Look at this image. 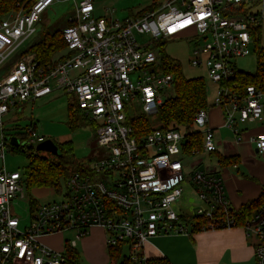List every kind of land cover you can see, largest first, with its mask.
Returning <instances> with one entry per match:
<instances>
[{
  "label": "built area",
  "instance_id": "2783aa9c",
  "mask_svg": "<svg viewBox=\"0 0 264 264\" xmlns=\"http://www.w3.org/2000/svg\"><path fill=\"white\" fill-rule=\"evenodd\" d=\"M55 0H36L26 11L0 18V67L17 47L35 32L34 24ZM264 0H162L160 5L122 20L93 14V0H80L68 18L62 38L67 53L47 69L34 53H24L0 77V132L3 117L32 100L61 89L73 95L79 111L96 122V141L105 155L92 158L87 172L74 171L65 179L60 201L29 202L28 223L13 215L12 200L24 198L23 175L4 164L5 136L0 140V264H67L68 249H75L89 228L105 234L109 264H147L145 242L158 234H190L195 230L240 227L253 236L255 264H264V204L240 217L229 205L218 172L193 165L185 171L180 156L210 153L216 147L207 126V109L194 116L202 128L200 148L185 151L187 132L159 126L136 136L128 124L139 104L140 115L156 113L162 91L172 88L173 76L161 71L153 43L166 38L201 36L193 50L192 66H203L217 85L213 105L222 108L224 122L236 141V122L264 121V89L252 84L233 90L226 79L236 71L234 59L250 54L252 28L260 27L253 5ZM135 33L149 35L140 44ZM135 75V79L131 75ZM20 138L25 146L45 140L30 122ZM264 153V133L252 137ZM12 148L17 147L10 144ZM188 181L204 207L193 216L205 224L185 222L173 205ZM62 190V189H61ZM60 190V192H61ZM73 237L58 251L40 238L65 231ZM119 249L116 258L111 250ZM80 264V262H77Z\"/></svg>",
  "mask_w": 264,
  "mask_h": 264
},
{
  "label": "rangeland",
  "instance_id": "374dc122",
  "mask_svg": "<svg viewBox=\"0 0 264 264\" xmlns=\"http://www.w3.org/2000/svg\"><path fill=\"white\" fill-rule=\"evenodd\" d=\"M80 0H55L39 16L38 21L35 22V32L24 40L15 49L7 60L0 67V77L5 74L11 67L13 62L20 58L29 46L38 41L45 32H52L56 29H63L66 21L70 16L75 13L76 4ZM162 0H93L94 11L93 14L122 20L127 16L130 17L135 13L142 12L152 5H160ZM33 5V4H32ZM31 5V6H32ZM30 6V7H31ZM29 7L27 8V10ZM253 12H259L258 20L260 26V40L259 46L264 47V3L253 5L251 7ZM18 11H26L20 8ZM136 39L140 44L149 40V35L135 33ZM202 42L201 36H188L162 39L161 43L155 41L153 49L156 54L159 50H163L167 55L177 60L180 63L182 73L186 77H203L206 83V93L208 103H213L217 91V85L213 83L207 76L206 70L203 66L194 67L191 65L190 60L193 58L194 48ZM159 43V44H158ZM254 42L250 44V54L246 56L236 57L233 61L237 69L254 73L256 68V54L254 51ZM67 50L63 49L58 52L56 56L66 54ZM158 63L160 60L158 58ZM135 79V75H131ZM162 98L165 100L173 95L172 89L162 91ZM69 105L72 113L76 118L74 125L69 123ZM140 105L138 104L135 109L129 114L131 116L140 115ZM20 115H14L13 112L7 113L3 117L4 126L3 134L0 132L1 137L7 136L9 141L5 142V155L4 164L8 170L18 171L21 175L25 172L28 164L27 154L36 153L46 158H54L55 155L48 151L35 150V144L25 146L20 138H25V130L30 122L38 134L46 139H51L56 144L68 142L72 146V151L76 159L87 160L88 158H100L105 155L104 149L101 148L96 141V122L87 119L77 108L76 100L73 95L63 92V90H53V92L43 99L35 101H28ZM152 127H157L160 124L157 113L145 114ZM193 130L202 131V128L193 126ZM185 131V130H181ZM19 136V137H18ZM10 144L17 147L12 148ZM252 160L264 162V156L255 153L253 150ZM182 164L185 166V171L189 172L191 167L196 162H201L202 167L209 164H215V159H210L209 155L200 152L190 156H180ZM2 161L0 159V165ZM238 168L251 178V174L241 164ZM24 177V176H23ZM183 193L178 202L173 207L177 213L182 211L190 214L195 213L197 208L204 207L203 202L198 198L196 191L191 186L190 182L185 181L182 184ZM65 187L62 185V190H54L53 188H34L30 191L26 190L24 186V198L18 195L12 200L11 209L13 215L20 219L21 226L29 222V202L36 200L38 203H49L53 201H60L63 198ZM94 232H92L93 234ZM73 237V231H65L41 237V242L47 246L58 250L65 251V241ZM102 234L90 235L77 241L75 249L79 254L80 264H109L106 260L105 250L101 248ZM88 238H93L95 241L94 246L84 244Z\"/></svg>",
  "mask_w": 264,
  "mask_h": 264
},
{
  "label": "trees",
  "instance_id": "16d2710c",
  "mask_svg": "<svg viewBox=\"0 0 264 264\" xmlns=\"http://www.w3.org/2000/svg\"><path fill=\"white\" fill-rule=\"evenodd\" d=\"M36 0H0V18L7 16L13 11L20 8H27ZM156 5L148 7L153 9ZM146 9V10H148ZM145 11V10H144ZM143 12V11H142ZM142 12H139L142 13ZM69 25L68 20L63 28ZM63 29H56L52 32H45L44 35L36 42L32 43L25 53H34L38 63L44 68H48L53 62L62 59L64 55H59L65 49V43L62 38ZM260 27L252 28L251 35L255 44L254 51L256 54V68L254 73H248L236 69L233 76L226 79L225 83L233 90H239L244 85L252 84L259 88H264V47L259 46ZM161 43V40L159 41ZM158 43V44H159ZM158 58L160 60V69L164 73H170L173 76L172 90L173 95L166 98L162 105L158 108L159 127L162 129H179L187 132V141L183 147L188 154L191 149L201 145V132L193 130L194 116L200 109H209L213 104L207 101L206 83L203 77H186L180 68V63L167 55L163 50H159ZM76 118L72 113L69 105V123L74 125ZM133 128L136 136L145 135L152 126L145 115H139L128 120ZM60 152L54 158H46L36 153L27 154L28 164L23 173V183L26 190L30 191L34 188H53L61 190L65 179L71 172H87L88 165L92 158L87 160L76 159L72 146L65 142L56 144ZM216 155L220 165L236 163L238 160L235 156H224L217 151L208 153ZM35 203L36 200H31ZM264 204V184L261 186V192L256 199L250 200L242 207L234 210L237 215L244 217L249 214L257 206ZM233 210V208H232ZM180 218L185 222L195 221V225L205 224L206 219L202 217L192 216L180 213ZM196 228H194L195 231ZM120 250H111V256L116 258ZM67 254L70 256L67 264H77L79 262V254L76 249H68ZM147 264H168L165 259L147 260ZM126 264V261L124 262Z\"/></svg>",
  "mask_w": 264,
  "mask_h": 264
},
{
  "label": "crops",
  "instance_id": "0c3cea01",
  "mask_svg": "<svg viewBox=\"0 0 264 264\" xmlns=\"http://www.w3.org/2000/svg\"><path fill=\"white\" fill-rule=\"evenodd\" d=\"M137 15L139 13L132 16ZM96 16L101 15L96 14ZM50 94L39 99L48 97ZM24 107L25 103L19 111L11 110L10 112L19 116ZM207 126L213 131L215 151L224 156H235L238 161L220 165L216 155L206 153L210 159H215V164L202 167L201 162H196L194 165L219 173L225 197L230 207L237 210L248 201L256 199L264 184V162L253 161L251 158L253 150L259 153L252 137L258 133H264V121L236 122L234 126L241 137L240 141H236L232 128L225 125L222 108L213 106L207 110ZM259 154L264 156V153ZM238 164L248 170L251 178L243 172L241 175ZM180 213L194 215L184 211ZM92 232L96 235L102 234L101 248L105 250L108 261L103 229L97 226L91 227L85 237L93 235ZM94 243L93 238L84 241L85 245L91 247ZM255 243L256 239L253 236H247L240 227L203 229L195 230L190 234H158L145 242L143 252L147 260L165 259L168 264H255L253 253Z\"/></svg>",
  "mask_w": 264,
  "mask_h": 264
},
{
  "label": "water",
  "instance_id": "95a60500",
  "mask_svg": "<svg viewBox=\"0 0 264 264\" xmlns=\"http://www.w3.org/2000/svg\"><path fill=\"white\" fill-rule=\"evenodd\" d=\"M35 150L36 151H39V150L48 151L55 156L60 154L56 143L53 142L51 139H45L42 142H39L35 146Z\"/></svg>",
  "mask_w": 264,
  "mask_h": 264
}]
</instances>
